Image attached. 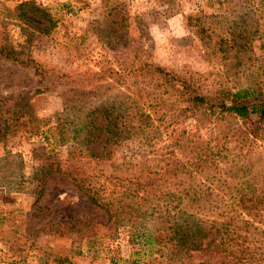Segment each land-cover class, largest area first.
I'll use <instances>...</instances> for the list:
<instances>
[{
  "label": "trees",
  "instance_id": "obj_1",
  "mask_svg": "<svg viewBox=\"0 0 264 264\" xmlns=\"http://www.w3.org/2000/svg\"><path fill=\"white\" fill-rule=\"evenodd\" d=\"M251 2L254 16H264V0ZM216 17L200 12L185 23L210 42L201 18ZM123 59L120 72L86 71L46 119L56 139L70 144L69 159L91 162L64 174L105 215L87 228L121 226L132 247L124 264H264V83L210 89L137 54ZM32 157L52 169L49 157ZM105 162L111 170L99 167Z\"/></svg>",
  "mask_w": 264,
  "mask_h": 264
},
{
  "label": "rangeland",
  "instance_id": "obj_2",
  "mask_svg": "<svg viewBox=\"0 0 264 264\" xmlns=\"http://www.w3.org/2000/svg\"><path fill=\"white\" fill-rule=\"evenodd\" d=\"M200 12L217 15L201 18L210 42L186 26L185 17ZM250 37L251 45L237 46ZM0 50V264H124L132 248L124 229L87 228L105 215L64 175L91 162L69 159L70 144L48 125L62 108L61 91L78 88L86 71L120 72L125 53L210 89L264 83V16H254L251 0H0ZM33 151L49 157L52 169Z\"/></svg>",
  "mask_w": 264,
  "mask_h": 264
}]
</instances>
